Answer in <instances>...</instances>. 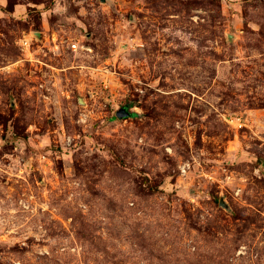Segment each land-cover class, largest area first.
Wrapping results in <instances>:
<instances>
[{
	"label": "rangeland",
	"instance_id": "rangeland-1",
	"mask_svg": "<svg viewBox=\"0 0 264 264\" xmlns=\"http://www.w3.org/2000/svg\"><path fill=\"white\" fill-rule=\"evenodd\" d=\"M0 264H264V0H0Z\"/></svg>",
	"mask_w": 264,
	"mask_h": 264
},
{
	"label": "built area",
	"instance_id": "built-area-1",
	"mask_svg": "<svg viewBox=\"0 0 264 264\" xmlns=\"http://www.w3.org/2000/svg\"><path fill=\"white\" fill-rule=\"evenodd\" d=\"M190 167V163L189 162H186V163H183L181 166H180V170L184 173L187 171V169Z\"/></svg>",
	"mask_w": 264,
	"mask_h": 264
},
{
	"label": "water",
	"instance_id": "water-1",
	"mask_svg": "<svg viewBox=\"0 0 264 264\" xmlns=\"http://www.w3.org/2000/svg\"><path fill=\"white\" fill-rule=\"evenodd\" d=\"M128 114H129V113L126 112V111H119V112H118V115L121 116V117L126 116V115H128Z\"/></svg>",
	"mask_w": 264,
	"mask_h": 264
}]
</instances>
